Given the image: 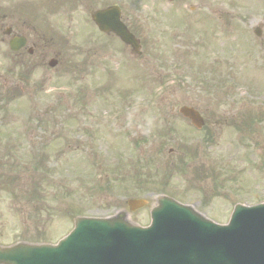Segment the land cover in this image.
Instances as JSON below:
<instances>
[{"label":"rangeland","instance_id":"1","mask_svg":"<svg viewBox=\"0 0 264 264\" xmlns=\"http://www.w3.org/2000/svg\"><path fill=\"white\" fill-rule=\"evenodd\" d=\"M239 4L241 5L234 8L227 4L216 3L215 0V5H217L215 8L219 10L217 17L215 19L212 18L213 20H217L216 30L212 31L211 27H208L207 25H204L197 30L196 26L198 38L195 41L196 37L194 36L195 38L192 39L194 42L191 41L192 43L189 44V42L185 43L184 39L187 35H192L193 32L191 30H185L186 33L184 34L183 27L174 24L170 25L164 18L165 15L166 17H171L175 5L169 7L167 5L152 3L151 0H139V33L144 38H147L148 44L153 46L152 49H155L154 52L160 50L164 54L163 60L164 64H166L165 69H162L161 65L154 66L156 72L152 75L158 77L160 75L157 74L158 72L164 74L162 75V78H158L159 83L150 81L144 82L143 85H140L141 88L143 87L142 90L145 93H153L154 96L152 98L154 99L151 101L156 102L157 105L158 103L163 105V99L159 98L164 96L167 92L166 97L173 99L172 101H178V105H181L180 95L185 97V100L189 102H194V99H199L195 103L196 107L203 111L213 113L214 116L220 119L229 118L234 109L245 108L249 102V109H255L257 106L260 107V103L264 100V81L261 83V78L264 79V72L259 74L256 71V63H264V0L263 4L261 1L259 2V0H244L239 2ZM176 7L179 8L180 5L177 4ZM182 8L184 7L182 6ZM152 11H157L162 14L156 16L159 20L155 27L148 26V20L153 22L150 19L152 17ZM176 12L179 16L183 13L180 9ZM203 13H205V11H203ZM224 14L227 16L225 17ZM195 17L198 18L197 20H201L200 18H202L201 15H196ZM158 23L161 24L158 25ZM227 23H229V25ZM219 25H222V27ZM226 25L228 28V34L224 33L226 31ZM238 25H241L244 30L238 29ZM257 26L261 29V35L259 37H256L253 34V29ZM203 32H206L207 36H203L202 38L201 33ZM160 34L163 35L160 36ZM69 55H71V58ZM80 55L79 50L66 51L63 53V56H65L64 67L53 70H49L48 68L44 70L38 68L33 70L30 74L23 75L21 72L22 76L20 77L17 70L13 69L12 63L6 58L5 52L0 51V171H3V167L7 165L9 167L7 170L10 175L18 177L22 183L25 180L37 181V176L33 172L26 171L24 168L19 169L21 166L27 167L28 165L29 167V162L32 157L31 154L38 151L37 146L41 141L40 136L52 139L48 135L49 128H45V125H40L39 121L36 122V117L41 118L40 120L44 119L47 112L46 109L58 107L54 104L59 100L61 103L65 102L67 104H72L74 98H76L74 89L77 85L82 92L78 95L79 101L82 102L83 99L87 97V93L83 96V93L85 92L84 86H79L80 83L84 84L83 81L80 80L82 79L81 77L84 76V78H87L84 73V68L83 70L76 68L73 70L68 69L70 64L69 59L78 63H81L84 60V56L80 59ZM187 57L193 60V66L196 65L194 62H198L200 59H206L207 61L213 60L212 63L215 69H217V64L220 63L222 66L220 72L223 71V77L225 78L219 80H224L225 83L223 84V87L220 88L221 92L224 94H219V97L226 98L225 101L223 100L219 103H215L213 100H210L207 94L202 92L203 90L200 88V85L192 83V80L188 78L187 75L189 70L186 69V66L185 68H183L182 65L174 66V59H185ZM146 63L149 62L146 61ZM244 66L247 67L243 69ZM202 73H204V71H202ZM226 73H228V75ZM238 74H241V76ZM194 75L195 73L192 76ZM242 77H245L247 80L245 81ZM75 80H78L79 82ZM248 80L250 82H248ZM205 81H212V79L207 78ZM258 82L262 84L260 89H257L256 86ZM224 85L232 91L230 95H227L223 91ZM37 86L38 89L36 92ZM211 86L212 85H208L211 91H213L214 88H211ZM97 88H99L98 85ZM59 95L61 99L58 98ZM195 96L198 98H194ZM113 97L115 98V95H112L109 98L113 101ZM56 98H58V100H55ZM137 101L139 104L135 103L133 106L135 108L143 105L145 100L144 97L139 95ZM57 110L60 111V108H57ZM160 111H162V109ZM33 116L35 117L33 118ZM54 120L59 122L60 116L55 117ZM154 120V123L159 126L161 120L160 116L156 115V118L152 121ZM170 123H173L177 130H183L185 126L179 119H173ZM226 128L227 124H223L220 126V131L225 133ZM127 130L130 131L129 128H127ZM158 130L159 129L156 127H153V138L148 144L149 147H153L154 150L159 148L160 143L162 142L160 136L157 134ZM175 133L176 134L172 131L167 133V140L164 141V155L158 157L157 153H155L152 154L150 158L152 161H155L154 164H157L153 179H162V181L165 182L162 186L167 184L168 191L181 195L183 190V180L176 170L172 172V174H169L178 163L172 156H168L166 152L170 147L177 148L180 142L178 131ZM241 136L240 142H243L244 144L247 143L246 140H243V135ZM168 137L170 138L168 139ZM253 137L254 136H252V138ZM225 138L227 139V137ZM193 140H195V136H193ZM231 141L232 140L229 139H220L217 145L208 148V151L212 154L219 155L218 160H216L218 164L217 174L219 175L218 178L221 180L222 188H232L224 193L222 196L223 199L219 197L213 200V203L224 206L223 208L225 211L219 210V214L213 216L214 219L218 220L219 218L220 223H224L228 219L229 211L231 209V203L228 202L229 198L233 197L234 201H240L242 199L247 203H250L253 201H259L263 197L262 189L264 184L261 187H256L254 184L247 186L248 175L252 174L249 171L254 172L249 170L248 167L255 165L257 158L252 157L253 152L250 149L247 150V152H251L252 156H249L251 163L249 160L245 159L244 155L234 153L233 150H235L234 148H236V145H231ZM248 143L246 145H248ZM261 143H264V141L261 140ZM46 146L47 149L45 155H49L48 160L50 165L53 169H57V171L47 172L50 175L49 178L54 179L53 182L62 179V181L66 183L65 179L69 176L75 175V173L72 172L75 166L77 169L82 168V170L86 167L85 161L82 157L75 156V158L72 159L69 157V153H72L67 151V149L64 150L63 147H59L54 158L53 151L56 145L53 143H47ZM95 146L96 149L99 148L97 143ZM101 149L106 152L107 155L108 153H111L110 149L105 146ZM154 150H150V152H154ZM96 158H98V151H96ZM228 159L233 160L234 173L231 172L233 169L230 168L226 162ZM192 162L193 161L189 160L187 164H192ZM45 163H47V160H44L42 165ZM237 166L242 167V169L240 170L236 168ZM152 167V163L149 164V168L152 169ZM97 168L98 162L93 173H88L89 176L93 174L94 185H96L95 174ZM153 169L155 170V168ZM2 175L3 174L0 172L1 177ZM42 175V178H44V173ZM230 175L234 180L228 178ZM262 178L264 179V177ZM197 182L199 181L197 180ZM109 184L119 187L123 186L124 188L127 186L125 176H122L121 180ZM241 184H244L245 188H242L241 186L238 187ZM0 185L1 243H12L20 240H44L43 235H45L49 241H54L64 235L72 226L71 219L66 216L60 217L56 214L61 208L58 206V198H56L55 201H49V203L39 204L35 202L31 204L24 199L15 200L10 196V181L8 177L5 176L2 180L0 178ZM81 185L74 186V189L77 190V187H80ZM140 187L141 189L137 191L134 190L129 192V189H126L123 190V192L116 194L106 193L96 195L92 191H89L86 196V201L89 202L87 206L89 210L87 212L88 214L96 216L110 215L115 211L124 208L123 203H125V200L130 196H142L145 195L146 191L153 190L154 193L149 200L151 203V201L154 200L155 193L164 190L153 189L151 185ZM72 188V185L67 186L68 190ZM52 190H54V188L50 187V191ZM205 190L208 191L207 189ZM49 192H46L43 195L44 200ZM77 192L78 196L76 199H72L71 197L61 199L64 215H71L77 211L73 210L74 208L80 209L82 207V197L85 192L82 189L77 190ZM189 197L195 198V192L192 190L188 191L182 196V199L186 200ZM46 204L51 205V209H53L54 212L51 213L49 218L43 219L40 216H45L49 211ZM208 206H210L209 209L213 208L210 204ZM146 208L147 209H142L132 215L135 222L145 223L149 220L147 215L148 207ZM209 209L203 208L207 214L210 213ZM86 210L87 209H85V211ZM210 214L215 215V212H211ZM42 228L45 230L42 231Z\"/></svg>","mask_w":264,"mask_h":264},{"label":"water","instance_id":"2","mask_svg":"<svg viewBox=\"0 0 264 264\" xmlns=\"http://www.w3.org/2000/svg\"><path fill=\"white\" fill-rule=\"evenodd\" d=\"M158 214L163 215L161 223L157 222ZM105 224L81 221L56 247L0 252V261L6 264H264V255L257 253L258 250L264 253V205L237 207L230 223L219 226L163 200L153 211L150 228L131 230L135 233L128 239L123 236L118 244L105 232Z\"/></svg>","mask_w":264,"mask_h":264},{"label":"flooded vegetation","instance_id":"3","mask_svg":"<svg viewBox=\"0 0 264 264\" xmlns=\"http://www.w3.org/2000/svg\"><path fill=\"white\" fill-rule=\"evenodd\" d=\"M59 7L66 8L72 0H56ZM18 12L11 14L8 17L7 14L3 15V19L7 20V31L10 36H25L28 45L31 47V51L34 52L37 49V40L33 35V25L29 26V21L39 20L41 18L42 0H25L24 2L18 3L14 6ZM32 34V37L27 35ZM26 48L23 47L18 50L19 53H24Z\"/></svg>","mask_w":264,"mask_h":264},{"label":"bare ground","instance_id":"4","mask_svg":"<svg viewBox=\"0 0 264 264\" xmlns=\"http://www.w3.org/2000/svg\"><path fill=\"white\" fill-rule=\"evenodd\" d=\"M168 213H170L171 214V212H169V211H167ZM163 221V215L162 214H158L157 215V222H162Z\"/></svg>","mask_w":264,"mask_h":264}]
</instances>
